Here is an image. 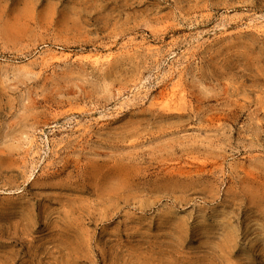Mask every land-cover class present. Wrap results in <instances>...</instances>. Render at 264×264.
Masks as SVG:
<instances>
[{
    "label": "rangeland",
    "instance_id": "374dc122",
    "mask_svg": "<svg viewBox=\"0 0 264 264\" xmlns=\"http://www.w3.org/2000/svg\"><path fill=\"white\" fill-rule=\"evenodd\" d=\"M0 264H264V0H0Z\"/></svg>",
    "mask_w": 264,
    "mask_h": 264
}]
</instances>
